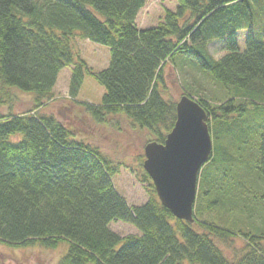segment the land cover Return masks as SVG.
Masks as SVG:
<instances>
[{
    "label": "trees",
    "instance_id": "obj_1",
    "mask_svg": "<svg viewBox=\"0 0 264 264\" xmlns=\"http://www.w3.org/2000/svg\"><path fill=\"white\" fill-rule=\"evenodd\" d=\"M145 2L0 0V108L12 89L32 93L33 103L21 113L0 112V244L62 243L66 250L57 264H264L256 235L263 230L229 229L200 218L218 203L239 208L243 174L256 186L255 205H264V38L255 37L253 25L256 16L264 21V0H177L155 26L138 28ZM77 38L108 47V65L92 70L75 49ZM214 41L225 51L217 59L207 48ZM177 62L206 73L225 93L217 104L196 99L207 112L213 147L199 175V217L192 223L163 207L152 185L143 204H128L111 178L117 168L38 110L53 96L60 71L70 67L71 98L85 75L104 88L100 104L81 103L93 121L124 116L149 134L148 141L163 143L176 101L159 88L162 68ZM114 220L139 233L119 235L109 226ZM235 235L245 244L230 260L217 242Z\"/></svg>",
    "mask_w": 264,
    "mask_h": 264
},
{
    "label": "rangeland",
    "instance_id": "obj_2",
    "mask_svg": "<svg viewBox=\"0 0 264 264\" xmlns=\"http://www.w3.org/2000/svg\"><path fill=\"white\" fill-rule=\"evenodd\" d=\"M177 4V0H146L136 16V26L138 28L155 26L162 19L164 11L166 9L174 10ZM257 21H260L259 24ZM253 25L255 37L263 39L261 33L264 31L262 27L264 21L262 18L258 19L256 16ZM237 44L240 48L244 47L243 32L239 33ZM207 48L215 59L225 53L217 41L210 43ZM75 49L92 70H99L108 65L110 52L106 46L77 38ZM70 70V67H66L60 71L52 88L53 96L38 110L53 115L76 138L86 141L98 149L107 161L117 168V172L111 178L118 193L130 205L143 204L149 197V185H152L149 177L145 176L142 167L143 148L150 139L149 134L146 131L133 128L124 116L110 117L105 123L93 121L84 111L81 103L100 104L104 88L92 77L85 75L76 97L71 98L68 92ZM162 78L164 87L159 88L163 90V95L166 98L174 101H177L182 94L188 93L194 99L217 104L225 96L223 89L214 83L206 73L190 66L180 68L178 62L177 65L165 64L162 68ZM9 95V102L1 106L0 112L21 113L32 108V93L12 89ZM232 153L235 156L236 152ZM241 159L243 158L241 157ZM250 178L251 176L243 174L240 179L243 184H239V194H237L239 208L231 207L233 210L229 211L227 205L221 206L218 203L214 209L203 212L200 218L210 219L217 225L229 229L237 227V229H246L252 232L263 230L258 231L256 235L260 237L259 240L264 245V205L259 202H256L255 205L253 197L256 186ZM209 196L210 192L204 194V200H207ZM204 200L202 199V202ZM209 200L210 198L207 201ZM194 213L195 219L199 217L195 209ZM249 213L254 218H248ZM109 226L121 236L139 233L132 224L125 221L114 220ZM65 243L67 244L66 241ZM244 244L245 241L240 235L230 237L225 243L217 242V245L230 260L239 256ZM65 250L66 246L62 243L53 248L39 245L12 247L0 244V264H57ZM182 264L191 263L185 259Z\"/></svg>",
    "mask_w": 264,
    "mask_h": 264
},
{
    "label": "water",
    "instance_id": "obj_3",
    "mask_svg": "<svg viewBox=\"0 0 264 264\" xmlns=\"http://www.w3.org/2000/svg\"><path fill=\"white\" fill-rule=\"evenodd\" d=\"M175 108L174 125L163 143L145 144L142 167L161 205L175 218L192 223L199 175L213 143L207 112L193 97L182 94Z\"/></svg>",
    "mask_w": 264,
    "mask_h": 264
}]
</instances>
